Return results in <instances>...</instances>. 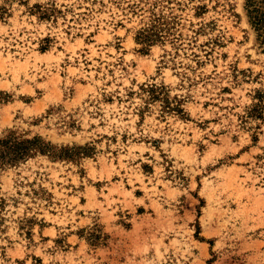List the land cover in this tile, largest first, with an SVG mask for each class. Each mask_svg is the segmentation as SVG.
<instances>
[{
  "label": "rangeland",
  "instance_id": "rangeland-1",
  "mask_svg": "<svg viewBox=\"0 0 264 264\" xmlns=\"http://www.w3.org/2000/svg\"><path fill=\"white\" fill-rule=\"evenodd\" d=\"M246 1L0 0V264H264Z\"/></svg>",
  "mask_w": 264,
  "mask_h": 264
},
{
  "label": "trees",
  "instance_id": "trees-1",
  "mask_svg": "<svg viewBox=\"0 0 264 264\" xmlns=\"http://www.w3.org/2000/svg\"><path fill=\"white\" fill-rule=\"evenodd\" d=\"M246 6L251 22L264 34V0H247ZM156 36L154 28H149L140 37L147 42ZM45 148L40 138L27 139L16 131L0 136V177L7 167L16 166L39 152L44 153Z\"/></svg>",
  "mask_w": 264,
  "mask_h": 264
}]
</instances>
